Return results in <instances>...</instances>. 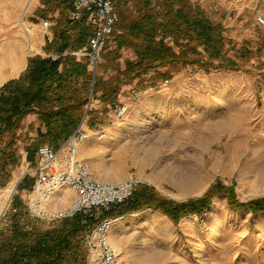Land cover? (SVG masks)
<instances>
[{
    "label": "rangeland",
    "instance_id": "374dc122",
    "mask_svg": "<svg viewBox=\"0 0 264 264\" xmlns=\"http://www.w3.org/2000/svg\"><path fill=\"white\" fill-rule=\"evenodd\" d=\"M197 1L206 5L204 9L213 20L223 19L227 57L240 64V69L186 67L155 87L147 80L142 87L136 81L124 85L118 95L127 106L123 120L114 118L113 106L92 98L90 107L99 114L100 123L91 127L86 117L82 129H102L105 135L98 139L88 132L77 157L89 160L99 179L117 181L136 176L141 186L153 188L174 202L202 198L216 183L231 188L234 198L242 203L264 198V180L257 178L264 163V27L255 23L256 14L264 13V0L192 2ZM25 2L0 0V18L13 11L19 18ZM28 8L23 20L31 27L37 48L26 52L25 63L28 57L46 56L42 50L46 32L41 26L46 19L38 17L46 5L32 0ZM113 34L101 52L115 48ZM245 47L255 54L248 60L239 54ZM132 59L131 50H121V64ZM102 63L100 55L90 70L108 78L110 73L102 72ZM132 90L139 94L135 96ZM61 155L63 158L65 151ZM38 163L34 152L28 165L13 169L12 180L0 188V212L10 198L11 205L18 198L25 211ZM199 170L208 175L207 181L195 177ZM23 174L32 181L29 188L15 185ZM12 183L13 192L6 200L3 191ZM62 194L66 200L59 198ZM72 199L73 192L63 189L54 198L57 204L49 207L64 210ZM214 203L220 206L213 208ZM58 222L38 223L44 227ZM110 244L118 264H264V213L231 208L222 195H215L201 216L186 215L176 224L162 212L146 208L124 215L123 231H110Z\"/></svg>",
    "mask_w": 264,
    "mask_h": 264
},
{
    "label": "trees",
    "instance_id": "16d2710c",
    "mask_svg": "<svg viewBox=\"0 0 264 264\" xmlns=\"http://www.w3.org/2000/svg\"><path fill=\"white\" fill-rule=\"evenodd\" d=\"M73 1L42 0L47 9L38 17L52 24L51 39L45 37L42 48L46 56L28 57L18 77L0 86V188L20 165L19 130L29 114H35L38 122L36 130L33 125L28 127V132L36 133L25 148L27 161L31 162L41 144L58 150L85 116L91 127L100 123L98 113L84 110L91 95L114 106L121 87L134 81L142 87L147 80L155 87L158 81H168L186 67L205 71L240 69V64L227 57L223 19L213 20L200 5L191 0H120L113 34L115 48L100 54L102 72L110 73L104 78L90 70L86 57L77 59L71 54L88 45L92 32L85 19L69 18ZM123 49L131 50L134 59L121 64ZM239 54L244 60L255 55L247 47ZM31 183L25 175L17 187L22 184L29 188ZM215 195L225 196L231 208L264 213V198L239 202L232 189L220 183L210 187L202 198L185 202L167 200L142 185L116 209L78 213L55 226L44 227L30 218L20 200L14 198L12 205L18 211L0 230V264H84L86 252L80 239L87 227L99 220L154 208L176 224L186 215L201 216Z\"/></svg>",
    "mask_w": 264,
    "mask_h": 264
},
{
    "label": "built area",
    "instance_id": "2783aa9c",
    "mask_svg": "<svg viewBox=\"0 0 264 264\" xmlns=\"http://www.w3.org/2000/svg\"><path fill=\"white\" fill-rule=\"evenodd\" d=\"M120 0H74L69 18L73 21L86 20L91 28L88 45L71 54L77 58L86 57L89 68L94 69L100 59L101 50L109 41L118 21L117 4ZM211 9V8H210ZM213 12L215 8L211 9ZM255 23L264 27V13H257ZM48 40L51 39V23L41 21ZM167 82V81H165ZM137 96L139 92L132 90ZM92 96L86 105V112L91 110ZM113 116L123 120L127 106L121 102L112 108ZM86 116L75 132L68 138L60 149L56 150L49 145H40L37 148L38 165L34 169L35 181L28 195L25 212L36 221L57 222L73 218L78 213H88L92 210L116 209L139 189L142 182L136 176L117 181L99 179L97 170L86 159H79L77 152L79 145L89 137L90 133L102 139L103 130L84 131L82 127ZM90 132V133H88ZM65 156L61 158V153ZM63 189L73 192V199L64 210H53L49 204ZM10 198L0 212V230L6 226L18 209L11 205ZM115 219L106 217L96 224L89 226L82 238L81 245L85 250L84 264H118V257L110 244V231Z\"/></svg>",
    "mask_w": 264,
    "mask_h": 264
},
{
    "label": "bare ground",
    "instance_id": "6f19581e",
    "mask_svg": "<svg viewBox=\"0 0 264 264\" xmlns=\"http://www.w3.org/2000/svg\"><path fill=\"white\" fill-rule=\"evenodd\" d=\"M31 1L32 0H26L19 18L16 17L15 11L8 16L0 18V85L9 77H17L25 66L23 57L26 52L29 53L37 48L35 35L31 27H28L23 20ZM262 158H264V156H262L261 159ZM195 177L201 179L202 182L208 179V175H202L200 170L196 173ZM257 178L259 180H264V163H262L258 171ZM13 188L14 184L12 183L4 189L3 196L6 197V200L10 198L9 196L11 192H13ZM59 198L62 200L67 199L64 194ZM52 204H57L54 199L49 206ZM218 206L214 203L213 208H218Z\"/></svg>",
    "mask_w": 264,
    "mask_h": 264
},
{
    "label": "crops",
    "instance_id": "0c3cea01",
    "mask_svg": "<svg viewBox=\"0 0 264 264\" xmlns=\"http://www.w3.org/2000/svg\"><path fill=\"white\" fill-rule=\"evenodd\" d=\"M191 1H193V0H191ZM198 2V1H197ZM198 4L201 6V7H203V8H205L204 6H206V5H203L202 6V4L200 3V2H198ZM206 9V8H205ZM25 67H26V63H25V66L22 68V70L21 71H23L24 69H25ZM20 71V72H21ZM17 77H18V75H17ZM14 78H16V77H14ZM3 85V84H2ZM1 86V85H0ZM99 101H94V104L95 103H98ZM121 102V100H120V98H118V103H120ZM94 104H92V107H94L95 108V105ZM30 125H33L34 126V129L36 130L37 128H38V122L36 121V115L35 114H29V115H27V117L23 120V122H22V127H21V129L19 130V133H20V135H21V137H20V140H19V142H18V150H19V153H21V161H20V165H19V167H23L24 165H28L29 164V162H27L26 161V152H25V148L29 145V143H31L32 142V138H34L35 137V130L33 131V132H28V127L30 126ZM101 130V129H100ZM97 131H99V130H97ZM28 132V133H27ZM28 134V135H27ZM31 138V139H30ZM25 176V174H23L21 177H20V179H16V181H17V183H15V185L17 186L19 183H20V181H21V179L23 178ZM12 174H11V180H12ZM8 182H10V180L8 181ZM8 182H7V184H8ZM115 224H114V226H113V228H112V232H116V234L117 233H119V232H122L123 231V215L122 216H120V217H118V218H115V222H114Z\"/></svg>",
    "mask_w": 264,
    "mask_h": 264
}]
</instances>
